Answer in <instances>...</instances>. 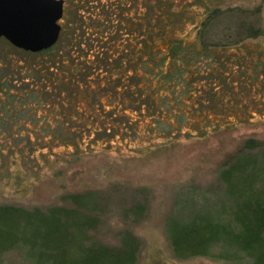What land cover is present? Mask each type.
Instances as JSON below:
<instances>
[{
	"label": "trees",
	"instance_id": "obj_1",
	"mask_svg": "<svg viewBox=\"0 0 264 264\" xmlns=\"http://www.w3.org/2000/svg\"><path fill=\"white\" fill-rule=\"evenodd\" d=\"M64 1L51 47L31 52L0 40V161L36 158L31 151L45 148L81 154L127 144L148 119L143 132L169 141L264 121V25L250 21L258 7L214 9L190 39L177 33L184 9H173L176 0ZM224 11L246 19L234 37L205 42L207 22ZM259 146L244 140L221 167L234 204L229 221L199 214L168 223L175 257L206 255L221 244L247 264H264ZM62 199L70 204H0V255L22 244L34 264H136L140 241L132 231L117 244L91 235L98 215L90 191Z\"/></svg>",
	"mask_w": 264,
	"mask_h": 264
},
{
	"label": "rangeland",
	"instance_id": "obj_2",
	"mask_svg": "<svg viewBox=\"0 0 264 264\" xmlns=\"http://www.w3.org/2000/svg\"><path fill=\"white\" fill-rule=\"evenodd\" d=\"M136 3L140 6L142 0ZM181 6L184 14L179 16L177 33L188 32L190 39L214 9L258 7L250 21L264 25V0H176L173 9ZM245 17L236 11L213 16L202 39L210 43L221 42L225 35L234 37L240 29L237 24ZM148 121L140 124L134 141L130 136L127 144L121 142L105 150L98 145L76 154L60 146L54 151H31L36 158L0 161V204L27 209L68 205L70 202L62 199L64 194L90 191L98 215L91 235L117 244L126 230L132 231L140 241L136 264H247L246 256L221 244L212 246L206 255L175 257L167 225L199 214L214 221L232 218L234 204L220 179L221 167L233 160L248 138L260 141L261 146L253 152L264 158V121L211 131L202 137L181 134L170 141L156 134L147 136L143 129ZM30 254L28 246L18 244L0 255V264H34Z\"/></svg>",
	"mask_w": 264,
	"mask_h": 264
},
{
	"label": "water",
	"instance_id": "obj_3",
	"mask_svg": "<svg viewBox=\"0 0 264 264\" xmlns=\"http://www.w3.org/2000/svg\"><path fill=\"white\" fill-rule=\"evenodd\" d=\"M64 0H0V40L41 51L59 37Z\"/></svg>",
	"mask_w": 264,
	"mask_h": 264
}]
</instances>
